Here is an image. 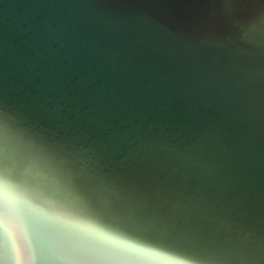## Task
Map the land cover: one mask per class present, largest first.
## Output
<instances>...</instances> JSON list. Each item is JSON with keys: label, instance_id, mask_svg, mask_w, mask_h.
<instances>
[{"label": "water", "instance_id": "obj_1", "mask_svg": "<svg viewBox=\"0 0 264 264\" xmlns=\"http://www.w3.org/2000/svg\"><path fill=\"white\" fill-rule=\"evenodd\" d=\"M0 264H264V0H0Z\"/></svg>", "mask_w": 264, "mask_h": 264}, {"label": "snow or ice", "instance_id": "obj_2", "mask_svg": "<svg viewBox=\"0 0 264 264\" xmlns=\"http://www.w3.org/2000/svg\"><path fill=\"white\" fill-rule=\"evenodd\" d=\"M25 217H26V219H27V221L29 223V226H32V225H34L36 223V220H35V218L33 217L32 214L25 212Z\"/></svg>", "mask_w": 264, "mask_h": 264}]
</instances>
